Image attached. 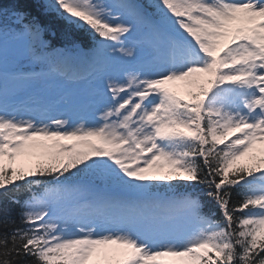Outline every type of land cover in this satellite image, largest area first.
<instances>
[{
	"label": "snow or ice",
	"instance_id": "snow-or-ice-1",
	"mask_svg": "<svg viewBox=\"0 0 264 264\" xmlns=\"http://www.w3.org/2000/svg\"><path fill=\"white\" fill-rule=\"evenodd\" d=\"M0 264H264V0H0Z\"/></svg>",
	"mask_w": 264,
	"mask_h": 264
},
{
	"label": "rangeland",
	"instance_id": "rangeland-1",
	"mask_svg": "<svg viewBox=\"0 0 264 264\" xmlns=\"http://www.w3.org/2000/svg\"><path fill=\"white\" fill-rule=\"evenodd\" d=\"M65 143H70V142L65 141Z\"/></svg>",
	"mask_w": 264,
	"mask_h": 264
}]
</instances>
